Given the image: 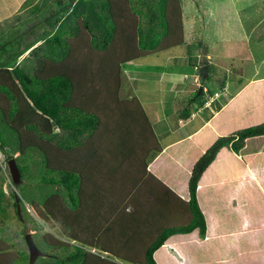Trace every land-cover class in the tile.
<instances>
[{"label": "trees", "instance_id": "trees-1", "mask_svg": "<svg viewBox=\"0 0 264 264\" xmlns=\"http://www.w3.org/2000/svg\"><path fill=\"white\" fill-rule=\"evenodd\" d=\"M35 1L22 4L30 18L14 15L3 23L6 38L0 31V154L15 161L13 185L38 218L62 228L59 237L41 236L33 264H264V120H254L251 100L257 84L162 150L138 99L120 98L121 69L184 44L181 0H88L82 12L74 0ZM29 49L23 67L17 61ZM209 66L202 65L203 84L180 120L190 119L191 107L206 109ZM1 179L0 264H29L3 236ZM32 186L50 188L39 205ZM13 206L26 221L23 236L40 226L24 217L21 200Z\"/></svg>", "mask_w": 264, "mask_h": 264}, {"label": "rangeland", "instance_id": "rangeland-1", "mask_svg": "<svg viewBox=\"0 0 264 264\" xmlns=\"http://www.w3.org/2000/svg\"><path fill=\"white\" fill-rule=\"evenodd\" d=\"M17 1L0 0V14L13 8ZM53 1L36 0L35 2H37L38 7H44ZM87 4L88 0H74L72 7L74 10L82 12ZM181 4L184 44L167 52L140 60L137 66L139 64L141 68L135 69L149 74L142 81H136L134 86L138 90H143L139 91L137 97L144 103L143 107L150 122L154 126L158 124V128L163 127V130L156 129L161 147L188 134L190 132L188 130L193 127V125L185 127L179 123L178 115L186 107L185 101L189 96H192V92L201 89L203 82H201L199 74L205 57L210 64L208 74L210 80L204 82L203 91L207 100L205 106L209 105V107L205 110H196L195 107H191L193 114L191 121L193 123H197V117H200L199 111H201L199 113L202 115L201 118L212 114L214 110L212 103L216 100L220 102L221 95L227 96L225 99L228 98L229 94L234 96L238 89V83H240V87L247 85L251 78L264 76V0H181ZM23 15L24 13L21 16L23 17ZM36 17L40 20L45 18V8L38 11ZM1 27V36L6 38L9 28L7 24ZM34 30L36 28L32 31ZM48 33L51 31L48 30ZM27 56L25 59L27 61L24 60L21 63L23 59L21 57L22 59H19L17 63L23 67L24 65L29 66L31 57H29L30 54ZM147 66L149 69H146ZM161 73L164 75L161 76ZM170 74H174L176 77L178 75L177 87L172 93L167 90L168 81L172 79ZM182 78L183 81H181ZM174 79L176 80V78ZM226 84L228 85L226 86ZM124 85L125 78L121 71V87ZM222 86L225 88L223 91ZM132 88L126 87V92L119 93L120 98H135L132 95ZM210 92L212 95L209 96L208 93ZM177 122L179 127H177ZM172 128L176 131L165 134L166 131L170 132ZM54 132H57L56 128H54ZM32 153L30 158L38 167L39 156L34 152ZM1 154L0 177L6 195V203H8L3 236L13 245L15 250L25 252L28 255V248L21 233L23 222L26 221L22 220V213H16L13 203L21 200L22 207L28 212V215L24 216L27 221H30L29 217H33L39 222L40 226L30 225L27 232L33 236V241L37 246L41 247V236L46 232L59 237L56 231H62L61 224L56 221L51 222L50 225L54 228L52 229L50 225L43 223L38 218L30 202L22 197V189L14 187L8 168L10 160L5 159ZM17 156L18 153L13 155L14 158ZM31 169L35 170L34 167ZM28 191L31 198L38 203L43 192H49L50 188L32 186L28 188ZM12 193L17 195V200L13 198ZM172 254L175 255V253ZM103 256L105 255L103 254Z\"/></svg>", "mask_w": 264, "mask_h": 264}, {"label": "crops", "instance_id": "crops-1", "mask_svg": "<svg viewBox=\"0 0 264 264\" xmlns=\"http://www.w3.org/2000/svg\"><path fill=\"white\" fill-rule=\"evenodd\" d=\"M24 1L25 0H18L17 4L13 8L9 9L8 11H4L3 13L0 14V24H1V26H4V24H3L4 21L10 19L14 15H22L24 13V15L22 17L23 20H26V19H28V18H30L32 16V14L29 13L27 9H23L22 8V4L24 3ZM47 32H48V30H47ZM31 49L27 50L24 53V55L22 56V58L27 56L30 53ZM167 51H169V50H167ZM167 51H165V52H167ZM22 58H20V59H22ZM140 60H142V59L133 61L131 63H127L124 66H122V72H123V75H124V78H125V85L123 87H121V91H120V93L121 92L123 93L124 91L126 92V87H128V88L133 87L131 89L132 90V95L135 98H137V99H138L137 94L142 89L138 90V88H136L134 86V83L136 81H142V79H144V77L147 78L146 76L149 75V74H146L147 72H139V71L135 70V69L141 68V66H139V64H138L139 67L137 66V63H139ZM148 67L149 66H147L146 69H149ZM162 75H164V73H161V76ZM170 76L172 77V79H170L168 81L167 85H169V86H168L167 90L172 93V92L175 91V89L177 87V83L176 82H178V80H177L178 75L176 77L174 74H170ZM174 78H176V80ZM181 81H183V78L181 79ZM251 83L257 84V85H255V87L253 88V90L251 92V94H252L251 100H252V106H253V117H254V120L257 119L258 121H263L264 120V76H262L261 78H251L249 80V82L247 83V85H242L240 87H239L240 83H238V89L236 90V94L234 96H230V94H229L228 98L225 99L227 96L223 97L221 95L222 99H220V102L217 101V100L213 101L212 106L214 107V110H213L212 114H210V115H208L206 117L203 116L204 118H201L202 115L199 114V113H201V111H199L198 115L200 117H197L198 118L197 119V123H193L191 121V117L193 116V114L191 115L190 119H188L186 121L178 120V122L182 123V125L185 126V127L193 125L192 129L188 130V131H190L188 134L182 136L181 138H179L175 142H169L170 144L166 143L165 144L166 146L161 147L162 150H165L167 147L171 146L172 144H174V143H176L178 141H181V140H183L185 138H189L190 136H192V135L196 134L197 132H199L204 126H206L208 124V121L217 114V111H218L219 108H223L225 105H227L233 98L238 96ZM227 85L228 84H226V86ZM223 89H225V88H222V91H223ZM195 91H193L192 93H194ZM222 94L225 95L224 92H222ZM131 98H133V97H131ZM131 98L124 97L122 99H131ZM138 101L141 103V105L143 107L144 103L141 102L139 99H138ZM207 107H209V105L205 106V108H207ZM178 122H177V127H179V125H178L179 123ZM163 124H164V122H163ZM151 126H152V129H153L157 139H158V136H157V133H156V129L163 130V127L158 128V124L154 126L152 123H151ZM174 131H176V130L172 128L170 132L166 131L165 134H168V133H171V132H174ZM158 142H159V139H158ZM159 144H160V142H159ZM156 156L157 155L155 153L154 154L151 153L149 158H148V160H147V164L151 165L153 163V161L156 159ZM168 251L170 252V254L174 253L170 249H168Z\"/></svg>", "mask_w": 264, "mask_h": 264}, {"label": "water", "instance_id": "water-1", "mask_svg": "<svg viewBox=\"0 0 264 264\" xmlns=\"http://www.w3.org/2000/svg\"><path fill=\"white\" fill-rule=\"evenodd\" d=\"M203 62L206 63V57L204 58ZM8 168L12 182L14 184L18 183L20 174L14 160H10L8 162ZM24 239L28 248L29 264H33L36 261V259L42 255V252L35 245L31 234H26L24 236Z\"/></svg>", "mask_w": 264, "mask_h": 264}]
</instances>
